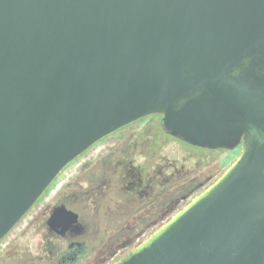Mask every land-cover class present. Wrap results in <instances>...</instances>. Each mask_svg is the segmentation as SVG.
<instances>
[{
  "label": "water",
  "instance_id": "obj_1",
  "mask_svg": "<svg viewBox=\"0 0 264 264\" xmlns=\"http://www.w3.org/2000/svg\"><path fill=\"white\" fill-rule=\"evenodd\" d=\"M154 114L240 151L109 264H264V0H0V242L74 159Z\"/></svg>",
  "mask_w": 264,
  "mask_h": 264
},
{
  "label": "flooded vegetation",
  "instance_id": "obj_2",
  "mask_svg": "<svg viewBox=\"0 0 264 264\" xmlns=\"http://www.w3.org/2000/svg\"><path fill=\"white\" fill-rule=\"evenodd\" d=\"M234 149L187 141L158 114L74 159L0 242V264H109L221 174Z\"/></svg>",
  "mask_w": 264,
  "mask_h": 264
}]
</instances>
